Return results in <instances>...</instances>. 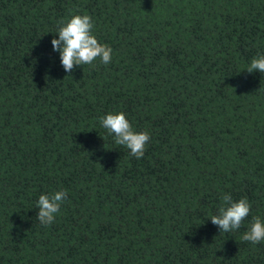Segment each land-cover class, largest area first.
<instances>
[{
    "label": "trees",
    "instance_id": "16d2710c",
    "mask_svg": "<svg viewBox=\"0 0 264 264\" xmlns=\"http://www.w3.org/2000/svg\"><path fill=\"white\" fill-rule=\"evenodd\" d=\"M74 13L109 64L64 70L51 41ZM261 53L264 0H0V264H264L241 238L264 220ZM115 111L150 134L142 158L102 127ZM225 193L252 205L229 233Z\"/></svg>",
    "mask_w": 264,
    "mask_h": 264
},
{
    "label": "clouds",
    "instance_id": "9594fccd",
    "mask_svg": "<svg viewBox=\"0 0 264 264\" xmlns=\"http://www.w3.org/2000/svg\"><path fill=\"white\" fill-rule=\"evenodd\" d=\"M93 27V20L88 14L74 13L59 21V27L55 32L58 33V37L54 36L51 44L53 50L59 52L60 62L67 73H72L78 66L91 65L97 59L103 64L111 62L112 48L98 41L93 33ZM246 70L249 73L257 70L264 73V53L255 56ZM100 123L114 136L117 145L128 148L130 154L137 159L144 156L150 134L147 131H136L123 111L107 113L100 117ZM66 197V189L39 196L36 202L39 209L36 217L41 225L50 226L55 221ZM221 199L222 203L217 213L210 216L211 222L218 226L220 232L229 233L239 229L251 211L252 205L248 198L233 200L230 193H225ZM241 238L253 244L264 241V220L259 216H253L248 230Z\"/></svg>",
    "mask_w": 264,
    "mask_h": 264
}]
</instances>
